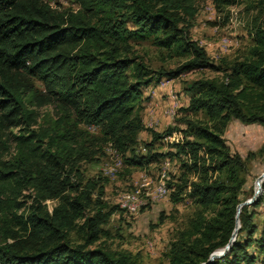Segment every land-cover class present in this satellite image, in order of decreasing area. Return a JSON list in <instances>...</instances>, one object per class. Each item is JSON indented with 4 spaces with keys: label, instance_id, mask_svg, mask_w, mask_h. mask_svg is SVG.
I'll return each mask as SVG.
<instances>
[{
    "label": "trees",
    "instance_id": "1",
    "mask_svg": "<svg viewBox=\"0 0 264 264\" xmlns=\"http://www.w3.org/2000/svg\"><path fill=\"white\" fill-rule=\"evenodd\" d=\"M195 1L75 0L71 8L0 0V264H139L132 252L99 243L122 209L102 199L103 187L95 196L98 181L85 180L81 164L108 144L129 168L182 160L184 172L168 187L176 186L174 201L188 191L200 209L160 264H264V181L242 208L230 250L209 262L232 237L246 183V163L224 133L233 120L264 126V0H212L219 11L242 4L251 16V46L217 64L191 37ZM144 40L183 61L152 68L135 49ZM204 68L221 75L191 82L185 110L208 120L151 130L147 154L129 155L146 129L143 87ZM47 105L54 114L44 126L39 109ZM168 136L170 149L154 150Z\"/></svg>",
    "mask_w": 264,
    "mask_h": 264
},
{
    "label": "rangeland",
    "instance_id": "2",
    "mask_svg": "<svg viewBox=\"0 0 264 264\" xmlns=\"http://www.w3.org/2000/svg\"><path fill=\"white\" fill-rule=\"evenodd\" d=\"M45 1L55 7L77 8L78 6L75 0ZM195 2L198 14L191 28V37L205 48L213 63H219L223 57L233 59L251 46L252 36L250 25H248L251 16L245 10L244 5H232L223 11L215 8L212 11L209 9L214 5L212 0H196ZM135 49L154 69L162 67L174 69L183 61V58L179 56L169 57L167 51L162 52L152 44L151 40L136 42ZM220 75L221 73L211 68L197 69L175 79L163 78L162 80H170V83L163 88L159 87L162 80L151 84L149 88L143 87L140 106L146 129L140 133V143L129 155L147 154L145 143L152 139L151 130L162 132L172 124L186 127L187 120L207 121L208 117L204 112L185 110L192 99L188 86L196 79L213 78ZM36 85L42 88L41 82L36 81ZM171 94L177 97V114L174 117L166 113L171 103ZM39 111V124L45 126L48 119L46 116L54 114V107L47 105ZM90 128L97 129L96 126H90ZM224 138L231 153L240 154L246 163L245 170L242 172L246 183L242 187L241 194L242 201H245L256 194V189L264 178V126L258 123L243 124L238 120H233L228 125ZM172 141L173 139L164 138L155 144L154 150L166 152L170 149ZM115 159L116 155L108 144L104 152L97 155L94 160L84 161L81 164L85 180L98 181L95 196L98 195L99 188L103 187L104 193L101 197L110 206L117 205L120 194L131 190L144 178L149 177L156 181L163 166L162 161H159L144 167L129 168L125 164L117 167ZM110 169H115L114 173L110 172ZM183 172L182 160L172 159L169 172L170 181L178 182ZM189 177L197 178L191 174ZM175 190L174 185L170 188L166 198L159 201H148L136 214L131 215L123 210L115 212L104 226L111 236H104L99 243L106 244L113 250L132 252L137 256L139 264L167 262L166 253L170 241L176 238L179 230L188 226L192 217L200 209L196 198L190 196L188 191L184 192L181 200L174 201ZM54 204L55 201H49V208L51 209Z\"/></svg>",
    "mask_w": 264,
    "mask_h": 264
},
{
    "label": "built area",
    "instance_id": "3",
    "mask_svg": "<svg viewBox=\"0 0 264 264\" xmlns=\"http://www.w3.org/2000/svg\"><path fill=\"white\" fill-rule=\"evenodd\" d=\"M210 10L214 11L215 6L212 5ZM170 83V80H162L159 84V87L163 88ZM170 105L166 110L167 115L174 117L177 114V97L174 94L170 95ZM155 125V123H152ZM166 140L173 139L171 136L165 138ZM111 146L112 152L116 155V166L121 167L124 164L122 155ZM160 173L156 181H153L151 178L146 177L142 181L135 184V187L131 190L124 191L120 194L118 205L128 214H136L141 211L143 206L148 201H159L163 200L169 195L170 188L168 187L167 181L169 179V172L172 165V159L166 158L163 162ZM115 169H110V172L114 173Z\"/></svg>",
    "mask_w": 264,
    "mask_h": 264
},
{
    "label": "water",
    "instance_id": "4",
    "mask_svg": "<svg viewBox=\"0 0 264 264\" xmlns=\"http://www.w3.org/2000/svg\"><path fill=\"white\" fill-rule=\"evenodd\" d=\"M263 177H264V175H263ZM261 189H262V186H261ZM257 196H258L257 194H254L253 197H251V198H249V199L241 202L240 204H238V206H237V216H236V227H235V229L233 231L232 237H231L229 243L223 248L222 251H220V252H216L215 251L214 253L211 254L209 262H212L214 259L225 255L230 250L232 244L236 240L238 231L240 229V219H239V215H240V213L242 211V208L244 206L253 204L255 202ZM238 222H239V225H238Z\"/></svg>",
    "mask_w": 264,
    "mask_h": 264
},
{
    "label": "bare ground",
    "instance_id": "5",
    "mask_svg": "<svg viewBox=\"0 0 264 264\" xmlns=\"http://www.w3.org/2000/svg\"><path fill=\"white\" fill-rule=\"evenodd\" d=\"M264 175V174H263ZM263 181H264V178L262 179V181H261V183H260V185L257 187V189H256V194L259 196L261 193H262V189H261V186H262V183H263ZM238 225H239V222H238ZM223 249H220V250H217L216 252H220V251H222Z\"/></svg>",
    "mask_w": 264,
    "mask_h": 264
},
{
    "label": "crops",
    "instance_id": "6",
    "mask_svg": "<svg viewBox=\"0 0 264 264\" xmlns=\"http://www.w3.org/2000/svg\"><path fill=\"white\" fill-rule=\"evenodd\" d=\"M148 88H149V86H148Z\"/></svg>",
    "mask_w": 264,
    "mask_h": 264
}]
</instances>
